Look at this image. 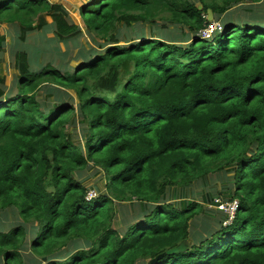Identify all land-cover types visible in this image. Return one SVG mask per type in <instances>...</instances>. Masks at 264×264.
Instances as JSON below:
<instances>
[{
	"label": "trees",
	"instance_id": "16d2710c",
	"mask_svg": "<svg viewBox=\"0 0 264 264\" xmlns=\"http://www.w3.org/2000/svg\"><path fill=\"white\" fill-rule=\"evenodd\" d=\"M244 1L264 4L89 0L80 14L93 33L168 12L191 42L141 35L79 56L71 71L34 70L27 49L15 53V90L0 86V211L17 210L24 224L0 231V262L22 264L30 235L34 264H264V25L225 18L212 38L198 33L211 23L207 11L215 18ZM6 23L18 25L21 41L48 26L58 42L82 32L62 3L49 0H0ZM45 83L74 90L78 104L58 97L46 106L37 97ZM72 115L85 128L83 143L69 133ZM90 163L105 171L109 194L89 197L74 178ZM226 169L236 216L231 224L223 216L190 244L203 210L193 199L168 201V192ZM133 198L145 202L133 222L113 229L115 200ZM182 243L184 251L169 254ZM75 244L82 248L66 254Z\"/></svg>",
	"mask_w": 264,
	"mask_h": 264
},
{
	"label": "rangeland",
	"instance_id": "374dc122",
	"mask_svg": "<svg viewBox=\"0 0 264 264\" xmlns=\"http://www.w3.org/2000/svg\"><path fill=\"white\" fill-rule=\"evenodd\" d=\"M54 3H62L69 12L71 20L81 27V34L76 38L70 40L67 43L58 42L52 26H48L44 30H35L27 35L25 41L20 40V29L18 25L2 24L0 25V37H5V45L0 52V81L3 79V83L0 82L1 87H7V90H15V78L18 75V71L15 67V53L21 49H27L31 54L33 69L41 70L48 64L61 68L63 71H71L72 67L76 66L80 62L79 56L85 53H104V48L107 45L110 46H128L131 43L139 41L141 35L148 37H163L166 35L171 42L182 45V47L188 46L191 41L189 40L190 30L187 26L177 23L168 12L160 13L155 18V21L149 20L144 23H132L126 24V22L117 23L116 29L111 30L106 34H96L87 30L82 16L80 14L81 6L87 4L89 0H49ZM197 6L201 8V4ZM208 16H211V23L214 25V29L211 30V25L206 29L199 31V35L202 38L210 39L214 33L220 30L222 27L221 21L225 18H229L240 23L246 19H255L260 24L264 25V4L252 3L250 1H244L236 5L230 12L225 15L216 16L211 15V11H207ZM47 21L51 23V19L47 18ZM35 27L36 23L34 24ZM113 37H117V41H112ZM140 37V38H139ZM41 90L37 94V97L43 104L51 107L53 103L58 100V97H64L68 101L72 102L75 106L78 104L79 99L76 96L74 90L62 88L61 86L54 85L52 83H45L41 86ZM77 118V114H75ZM73 115L70 116V128L69 133L73 136L75 141L83 143L85 133L78 121H74ZM233 172L230 169H226L217 176L207 177L205 180L195 182L185 188L170 189L168 192V201L180 204L182 201L194 200L201 206L203 210L198 214L194 222L191 225L192 237L189 239V243L194 242V237L203 235L207 230L213 231L219 225V221H222L223 216L226 217L225 224H231L233 220L227 214V204L233 201L239 202L237 198H231L230 192L234 191V185L231 183V177ZM74 178L78 182H83L89 191L93 195H106L109 194L107 188V175L105 171L90 163L89 166L75 175ZM213 195L212 202L208 201L209 196ZM224 203L223 207L220 203ZM117 216L113 222V229H120L124 231L127 226L133 222V215L139 208L143 201H139L135 198L120 202L115 200ZM220 205V206H219ZM23 219L19 212L14 209H6L0 211V231L9 232L17 225L24 224ZM26 227L29 224H25ZM31 230V228L29 229ZM33 231V230H32ZM76 246V247H75ZM75 246L66 247L65 252H69L73 249H80L82 246L75 244ZM185 250V248H184ZM183 250V251H184ZM22 264H34L33 258L36 257V253L31 248V236L27 235L25 246L22 249ZM4 264V261L0 262Z\"/></svg>",
	"mask_w": 264,
	"mask_h": 264
},
{
	"label": "built area",
	"instance_id": "2783aa9c",
	"mask_svg": "<svg viewBox=\"0 0 264 264\" xmlns=\"http://www.w3.org/2000/svg\"><path fill=\"white\" fill-rule=\"evenodd\" d=\"M210 25H211V30H213L214 29V25L213 24H210ZM92 196H93V194L90 193L89 197H92ZM222 204H224V203H222V202L220 203V205L223 207L224 205H222ZM226 208H227V211H228L227 214L229 215L231 220H233L235 218V216H236V213H237L238 209H239V202H237V201L230 202L229 204H227Z\"/></svg>",
	"mask_w": 264,
	"mask_h": 264
},
{
	"label": "water",
	"instance_id": "95a60500",
	"mask_svg": "<svg viewBox=\"0 0 264 264\" xmlns=\"http://www.w3.org/2000/svg\"><path fill=\"white\" fill-rule=\"evenodd\" d=\"M211 15H212V14H211ZM210 17H211V16H210ZM184 248H185V243H182V244H180L179 247H176V248L170 250V251H169V254L176 253V252H178V251H183Z\"/></svg>",
	"mask_w": 264,
	"mask_h": 264
}]
</instances>
